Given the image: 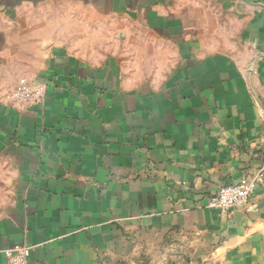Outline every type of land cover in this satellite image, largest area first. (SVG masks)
Returning a JSON list of instances; mask_svg holds the SVG:
<instances>
[{"label":"crops","instance_id":"0c3cea01","mask_svg":"<svg viewBox=\"0 0 264 264\" xmlns=\"http://www.w3.org/2000/svg\"><path fill=\"white\" fill-rule=\"evenodd\" d=\"M259 172L264 0H0V264H118L167 233L264 264V183L198 208Z\"/></svg>","mask_w":264,"mask_h":264},{"label":"built area","instance_id":"2783aa9c","mask_svg":"<svg viewBox=\"0 0 264 264\" xmlns=\"http://www.w3.org/2000/svg\"><path fill=\"white\" fill-rule=\"evenodd\" d=\"M46 92L45 85L22 79L13 91L12 97L20 107L25 108L31 104L42 102ZM263 183L264 173L259 172L251 180H243L240 183L220 188L216 195L207 198L206 202L199 205L198 208L213 209L224 214H231L247 207L256 187ZM29 256L30 248L18 247L7 253L8 264H28Z\"/></svg>","mask_w":264,"mask_h":264},{"label":"rangeland","instance_id":"374dc122","mask_svg":"<svg viewBox=\"0 0 264 264\" xmlns=\"http://www.w3.org/2000/svg\"><path fill=\"white\" fill-rule=\"evenodd\" d=\"M193 247L184 235L148 237L138 253L118 264H203L202 259L193 258Z\"/></svg>","mask_w":264,"mask_h":264}]
</instances>
